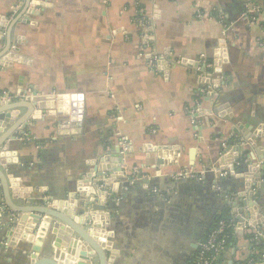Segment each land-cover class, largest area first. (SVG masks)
I'll return each instance as SVG.
<instances>
[{
  "label": "crops",
  "instance_id": "0c3cea01",
  "mask_svg": "<svg viewBox=\"0 0 264 264\" xmlns=\"http://www.w3.org/2000/svg\"><path fill=\"white\" fill-rule=\"evenodd\" d=\"M24 1L0 0V50ZM41 2L12 29L26 61L0 67V92H45L63 114L78 96L82 120L65 129L52 117L32 122L9 141L6 174L56 202L123 138V173L103 206L112 264H189L228 205L264 233V175L248 172L264 164V0ZM172 147L159 164L158 150ZM184 170L198 178H173ZM2 206L0 194V264H30L27 244L9 245L15 222ZM51 223L43 217L35 233L45 254L54 250ZM253 245L236 225L219 263L252 259Z\"/></svg>",
  "mask_w": 264,
  "mask_h": 264
},
{
  "label": "water",
  "instance_id": "95a60500",
  "mask_svg": "<svg viewBox=\"0 0 264 264\" xmlns=\"http://www.w3.org/2000/svg\"><path fill=\"white\" fill-rule=\"evenodd\" d=\"M30 5L37 9L46 7L41 0L24 1L21 13L6 26V43L0 50L1 68H6L8 63L26 61L17 54V48H12L11 35L16 22H28L23 16ZM5 22L6 19L0 17V26H4ZM214 64L217 67L216 72H220V63ZM17 95L21 93L17 92ZM24 95V98L12 102L0 100V194L3 199L2 209L10 211L12 221L15 222L9 232V245L15 247L19 241L27 244L31 253L30 264H112L117 253L107 240L112 234L105 230L109 213L104 207L109 205L108 196L114 195L112 183L122 176L123 155L118 148H112L106 156L92 161V168L77 182L75 192L67 195L65 199L51 202L31 197L32 188L20 187L18 179L6 174V166L11 162L5 156L9 150V141L23 136L32 122L41 120L42 116L55 118L65 129L69 122L79 125L82 114L76 107L78 96H72L70 110L68 114H63L58 110L56 98L50 94L36 91L32 95ZM21 110H24L22 114ZM174 155L176 148H160L158 163H162L161 159ZM251 165L248 172L259 168L260 177L264 175V164L260 167ZM17 198L26 202L18 204L15 202ZM77 200L79 204L76 208ZM43 217L49 218L53 222L52 228L56 229L54 240L51 238L53 242H48L54 247L49 254L44 253L45 240H35L36 230ZM237 225L240 226L241 223ZM66 230L70 231L69 236H64ZM63 245H66L65 251L62 249Z\"/></svg>",
  "mask_w": 264,
  "mask_h": 264
},
{
  "label": "built area",
  "instance_id": "2783aa9c",
  "mask_svg": "<svg viewBox=\"0 0 264 264\" xmlns=\"http://www.w3.org/2000/svg\"><path fill=\"white\" fill-rule=\"evenodd\" d=\"M141 18L144 19V15L141 14ZM204 66H209L208 63L203 60ZM24 94L21 95H14L10 94L6 91L0 92V100H4L7 102H12L24 98ZM118 145L120 149V154L124 155L128 150V145L123 138L118 140ZM173 178L175 180H182V179H190L194 180L198 178L191 170H184L179 172L178 174L174 175ZM241 219V225L249 231V234L252 235V242L254 245H257L264 241V233L258 230L256 227H253L250 222H248L247 218L244 216L237 215L234 213L232 216L231 223L226 224L224 221L218 223V226L210 233L208 238L205 241H201L198 244L197 254L192 261L191 264H220L223 254L226 252V235L225 229H236V219ZM264 260V252L260 256L259 261H254L249 259L245 262H241L239 264H261Z\"/></svg>",
  "mask_w": 264,
  "mask_h": 264
},
{
  "label": "trees",
  "instance_id": "16d2710c",
  "mask_svg": "<svg viewBox=\"0 0 264 264\" xmlns=\"http://www.w3.org/2000/svg\"><path fill=\"white\" fill-rule=\"evenodd\" d=\"M232 220V215H231V206L228 205L227 207H225L222 211H220L214 218L212 225L207 229L204 238L202 241H205L208 236L210 235V233L218 226V223L221 221H224L226 224L231 223ZM233 234H234V230L231 229H225V235H226V248H228V246L231 244V241L233 239ZM252 237V235H250V238ZM253 250H254V256H252V260L254 261H259L260 260V256L263 254L264 252V244L259 243L257 245H253ZM197 254V252H196ZM195 254V256H196ZM194 256V258H195ZM194 258L192 259V261L194 260ZM192 261L189 263L191 264Z\"/></svg>",
  "mask_w": 264,
  "mask_h": 264
}]
</instances>
